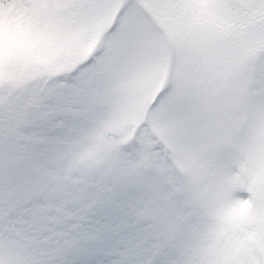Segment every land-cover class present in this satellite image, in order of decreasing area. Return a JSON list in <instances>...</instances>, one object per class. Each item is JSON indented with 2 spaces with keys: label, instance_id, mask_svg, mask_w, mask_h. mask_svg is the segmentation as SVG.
Wrapping results in <instances>:
<instances>
[{
  "label": "snow or ice",
  "instance_id": "6c2138e0",
  "mask_svg": "<svg viewBox=\"0 0 264 264\" xmlns=\"http://www.w3.org/2000/svg\"><path fill=\"white\" fill-rule=\"evenodd\" d=\"M0 264H264V0H0Z\"/></svg>",
  "mask_w": 264,
  "mask_h": 264
}]
</instances>
